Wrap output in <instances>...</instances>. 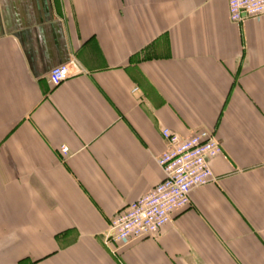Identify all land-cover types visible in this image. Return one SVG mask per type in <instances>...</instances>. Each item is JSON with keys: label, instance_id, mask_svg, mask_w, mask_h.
Wrapping results in <instances>:
<instances>
[{"label": "crops", "instance_id": "crops-1", "mask_svg": "<svg viewBox=\"0 0 264 264\" xmlns=\"http://www.w3.org/2000/svg\"><path fill=\"white\" fill-rule=\"evenodd\" d=\"M164 127L214 133V179L157 235L106 242L162 180ZM0 264H264V13L0 0Z\"/></svg>", "mask_w": 264, "mask_h": 264}, {"label": "built area", "instance_id": "built-area-1", "mask_svg": "<svg viewBox=\"0 0 264 264\" xmlns=\"http://www.w3.org/2000/svg\"><path fill=\"white\" fill-rule=\"evenodd\" d=\"M228 13L232 21L241 22L246 16L263 14L264 0H228ZM69 74L66 64L54 66L49 71V82L57 86ZM161 135L166 146L156 160L163 172L162 180L110 222L106 242L157 235L174 212L188 206L193 188L214 179L208 161L221 153V146L213 132L199 129L182 138L164 127ZM60 152L67 154V146L62 145Z\"/></svg>", "mask_w": 264, "mask_h": 264}]
</instances>
